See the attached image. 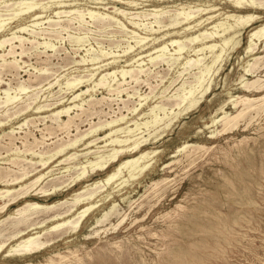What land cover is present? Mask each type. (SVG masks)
<instances>
[{
  "label": "rangeland",
  "instance_id": "1",
  "mask_svg": "<svg viewBox=\"0 0 264 264\" xmlns=\"http://www.w3.org/2000/svg\"><path fill=\"white\" fill-rule=\"evenodd\" d=\"M3 1L0 42H9L0 45V63L4 55L6 59L0 64V190L4 191L0 203L21 183L29 184L40 175L31 189L51 191L55 186L59 191L45 197L30 189L25 198L20 194L1 209L0 264H5L2 250L37 238L46 226L60 228L62 235L35 248L30 258L15 256L7 263L264 264V99L256 100L258 106L239 117L231 129L213 133L221 122L205 126L216 110V116L223 114L220 106L231 114L242 107L240 102L233 106L230 96L264 93V87L243 85L256 77L255 84L264 82V63H260L264 39L256 40L252 53H245L250 32L264 22V0H241L245 4L239 11L233 0H200L203 7L198 0H54L46 9L39 7L46 0H31L32 5L13 11L16 15L9 14L17 0ZM156 6L167 13L155 14ZM177 11L193 15L187 19ZM248 12L258 18L241 29L237 44L227 48ZM18 36L22 46L8 54L9 44L19 43ZM224 48L220 63L225 64L219 63L212 74L216 54L210 50ZM14 56L15 64L8 66ZM255 56L259 58L253 60ZM199 58L205 71L202 78ZM248 62H255L257 69L247 75ZM133 69L138 73L136 81L129 76ZM123 79L128 96L125 91L109 94L101 84ZM197 80L209 81L211 90L194 111L176 117L178 105L170 109L171 104L183 95L194 98L202 87L191 86ZM101 96L95 107L87 104L89 98ZM60 108H68L71 115L77 111L80 117L62 128L56 118ZM156 116L160 121L154 123ZM164 128L170 129L147 144L160 150L153 169L137 176L138 182L130 187L112 188L120 157ZM78 133L81 139L73 140ZM186 141L193 147L173 156ZM67 142L59 154L49 156ZM116 149L126 152L116 158L113 153L104 156ZM64 155L73 158L59 163ZM23 172H27L24 177ZM83 172L90 174L89 179L80 178ZM120 175H128L127 166L121 167ZM97 179L116 180L92 195L84 194L73 205V193L86 192L83 186ZM24 199L39 208L57 203L61 213L51 219L50 213L35 207L26 212V219L15 213ZM112 204L115 207L109 211ZM106 210L110 215L100 223ZM93 224L98 226L92 229Z\"/></svg>",
  "mask_w": 264,
  "mask_h": 264
},
{
  "label": "bare ground",
  "instance_id": "2",
  "mask_svg": "<svg viewBox=\"0 0 264 264\" xmlns=\"http://www.w3.org/2000/svg\"><path fill=\"white\" fill-rule=\"evenodd\" d=\"M5 1H7L8 3L10 2V0H4L3 1V3L5 2ZM58 1V0H57ZM57 1H54L53 0V2H52V0L51 1H48V0H46V1H44V2H41L40 4H39V7L41 6L42 7V9H46L47 7H49L52 3H56ZM134 1V0H133ZM132 0L130 1L131 3L133 2ZM151 1V0H150ZM200 0H198V3L200 4L199 6H201V7H203L202 6V2L200 1ZM241 1V0H240ZM239 0H233V4H234V7L235 8H237L236 9V11L238 10L239 11V9L238 8H240V7H242L243 6V4H245V2H240ZM59 2V1H58ZM62 2V1H61ZM143 2V1H142ZM149 2V1H148ZM195 3V2H194ZM249 5H254V3H252V2H247ZM12 4L14 5H12L13 7L11 8V6L9 5L8 6V8H11V13L9 14V15H16V13H14L13 11H15L18 7H21V6H30V5H32V1L31 0H17V1H14V2H12ZM197 3H195L194 5H196ZM260 4H262V3H260ZM184 7H185V5L184 4H182ZM258 5V4H257ZM181 6V5H180ZM197 6V5H196ZM256 6V5H255ZM254 6V7H255ZM157 7V6H156ZM155 7V8H156ZM160 7V6H159ZM159 7H157L158 9H159ZM174 7H175V5H174ZM190 7V6H189ZM253 7V6H252ZM2 8H3V6H2ZM6 8V7H5ZM161 8H162V6H161ZM177 8H178V6H177ZM181 8V7H180ZM183 8V7H182ZM186 8V7H185ZM191 8V7H190ZM193 8V7H192ZM207 9V8H206ZM163 11H161V9H159V10H157V12H154L155 14H158V13H162L163 12V14L165 13H167L165 10H164V8L162 9ZM185 10V9H184ZM155 11V10H154ZM240 11H241V9H240ZM175 12H176V10H175ZM179 14H181V15H184L186 18H187V16L188 15H193V13L192 12H180V11H177ZM14 13V14H13ZM223 14V13H222ZM232 14H234V13H231L230 15H232ZM247 17L245 18V19H243V21L240 23V25L239 26H237V29H235L234 31H233V33H232V39L230 40V42L228 43V45H227V48H230V47H232L233 45H235V44H237L238 43V37H239V33H240V31H241V29L245 26V25H251L253 22H255V20L258 18V16H256V14L255 13H253V12H248L247 13ZM188 19V18H187ZM233 30V29H232ZM191 36H193V35H191ZM253 36H256V39H255V37H253ZM261 37H262V39H264V22H262L259 26H257L254 30H252L251 32H250V34H249V37H248V43H247V45L245 46V53L247 54V53H252V51L254 50V47H255V44H257L256 43V40H261ZM18 38V44H15L14 45V43H13V45H11V44H9L10 45V47L8 48V50H7V53L8 54H10V53H13V48L15 47V46H17V45H19V46H22V42H23V39H21L20 38V36H18L17 37ZM13 39V38H12ZM5 40V39H4ZM7 40V39H6ZM5 40V42H3L2 40V42H0V45H3V44H5L6 42H9V41H6ZM192 40H194L193 38H192ZM264 43V42H263ZM195 48V47H194ZM227 48H224V49H221V50H219V51H213V50H210V53L211 52H214V54H216V55H214L213 56V60L215 61V64H214V66H213V68H211L210 70L212 71V74H213V72H215L214 71V69H215V67L221 62V61H223V55H224V53H225V51H226V49ZM15 52V51H14ZM20 52L22 53V49L20 50ZM163 54L164 53H160V56L162 55L163 56ZM199 54V53H198ZM197 54V55H198ZM248 55V54H247ZM259 56V55H258ZM258 56H255V57H252V59L253 60H256V59H258L259 57ZM5 57V55L3 56V58H2V62L0 63V64H6V63H4L5 61H6V59L4 58ZM160 58V57H159ZM260 58H263V56L261 55V57ZM16 59L17 58H15V56L12 58V60H8V66H9V64H11V63H13V64H15V62L14 61H16ZM197 63H198V65H199V71L201 72V74L198 76L199 78H202V75L204 74V70H203V67H202V65H203V62H202V59L201 58H199V59H197ZM247 61V60H246ZM257 62V61H256ZM260 62V61H259ZM260 63H264L263 61L262 62H260ZM13 64H11L12 66H13ZM225 64V62L224 63H220L219 65H224ZM256 65H258V64H256ZM264 65V64H263ZM7 66V65H6ZM12 66H10V68L12 67ZM247 67H245V73L248 75V74H250V73H252V72H254L255 71V69H257V68H255V69H253L254 68V66H255V62H248V64L246 65ZM15 67V66H14ZM257 67V66H256ZM7 68V67H6ZM253 69V70H252ZM259 69V68H258ZM127 70V69H126ZM129 70V69H128ZM125 71V70H124ZM198 71V72H199ZM210 71V72H211ZM209 72V73H210ZM125 73V72H124ZM137 71L135 70V69H133L131 72H130V79L131 80H133V81H136L137 80ZM264 74V73H263ZM208 75V74H207ZM206 75V76H207ZM201 76V77H200ZM114 77V76H113ZM113 77H112V79H113ZM122 77V76H121ZM124 77H125V74H124ZM34 78V77H33ZM35 78H37V77H35ZM106 78H108V76L106 77ZM211 78V77H210ZM91 79V78H90ZM95 79V78H94ZM94 79H92V81L94 80ZM115 79V78H114ZM205 79V78H204ZM242 79V78H241ZM240 79V80H241ZM89 80V79H88ZM108 80V79H107ZM116 80V79H115ZM211 80V79H210ZM95 81H96V79H95ZM200 80H197L196 82H193L192 84H191V86L192 87H196V85H199V82ZM97 82H99V81H97ZM106 82V81H105ZM123 82H124V79H123V81H119V82H114V81H109V82H106V83H102L101 82V84L102 85H104L106 88H107V92L110 94V93H115L117 96L118 95H120L119 93H121L122 91H125L126 90V88H122V84H123ZM187 82V81H186ZM209 82V81H208ZM205 82L204 84H203V82L202 83H200L201 85H202V87L199 89V91H198V93L196 94V96L194 97V98H190V99H186V97H185V95H183V97H181V99H179V100H177L176 102H174L173 104H171V108L170 109H172V107H173V105L174 104H177L178 105V108H177V111L176 112H174V115L176 116V117H182V116H185V115H188L189 113H191L192 111H194V109L196 108V107H198L199 106V102L200 101H202V99L206 96V94L211 90V83L209 82ZM257 82H259V78L258 77H256L255 79H252V80H246V81H244L243 82V85L246 87V88H248V87H250V86H252V85H255V87L256 88H262V87H264V82L263 83H258V84H255V83H257ZM93 83H94V81H93ZM183 83H185V81H183ZM98 84H100V83H98ZM242 84V83H241ZM94 85V84H93ZM96 85V84H95ZM94 85V86H95ZM97 86V85H96ZM90 87V86H89ZM200 87V86H199ZM128 88H129V86H128ZM150 88V87H149ZM87 90H89L88 89V87H87ZM126 92V94H127V96H128V92L127 91H125ZM81 94V93H80ZM144 96V95H143ZM104 98V96H101V97H95V98H89L88 100H87V104H89L90 105V103H92V105H94V107H95V105L96 104H94V103H96V102H99L100 103V100H102ZM139 99H140V97H138ZM264 99V93L262 94V95H259V96H257V97H249V96H246V95H237V96H230V98H229V100L231 101V104H233V106H236V104H238V102H240L241 104H242V107L241 108H239V110H237V112L236 113H234V114H231V113H228L227 111H224L223 110V105L222 106H220L219 107V109H221L222 110V112H223V114L221 115V116H216V111L213 113V114H211V116H210V123H206L205 124V126L206 127H209V126H212V125H216L217 123H219V122H221V128L220 129H217V128H212L213 129V133H218V132H221V131H224V130H227V129H231V128H233L236 124H237V121H238V118L239 117H241L242 118V115L245 113V112H247V111H249V110H251L252 108H256L257 106H258V104L257 103H255V101L256 100H263ZM85 100V99H84ZM229 100H226V101H229ZM86 101V100H85ZM262 103V102H261ZM98 104V103H97ZM28 106V105H27ZM27 106L25 107V108H27ZM232 106V107H233ZM63 107V106H62ZM84 107V106H83ZM82 107V105L80 106V109H81V111H80V113L82 112V111H84L85 110V108H83ZM176 107V106H175ZM260 107H262L261 105H260ZM79 109V110H80ZM92 109V108H91ZM88 110V109H87ZM262 110V109H261ZM172 113V112H171ZM82 114V113H81ZM51 115V114H50ZM64 115H66L67 116V118L66 119H61V117L62 116H64ZM79 115V113L76 111L73 115H71V111H69V109L68 108H60L59 110H57L56 111V118H59L60 119V122H56L57 123V125L58 126H62V128L63 127H67V126H69L70 125V123L72 122V120H74V117L76 116H78ZM246 116V115H245ZM79 117H80V115H79ZM158 116H156L155 117V119H154V123H156L157 121H160L159 119H156ZM54 118V117H53ZM64 118V117H63ZM170 123V122H169ZM172 123V122H171ZM44 126H47V125H44ZM57 126V127H58ZM167 126H168V123H167ZM52 127V126H51ZM56 127V126H55ZM165 127V126H164ZM49 129V128H48ZM56 129V128H55ZM170 129V128H169ZM169 129H167V128H164V129H162V130H160L158 133H153V134H155V135H153V136H150V137H147L146 138V140L145 141H147V143H144L143 145H141V146H139L138 147V145H133V146H131V147H129V150L128 151H133L130 155H123V153L124 152H126V151H123V149H116V150H111V151H105V154H104V156H106V155H110V154H114L113 155V158H116V157H118V156H120V155H123L122 157H120V159H119V164L115 167V169H116V176L118 177L117 178V183L116 184H114L115 183V180H113L114 182H112V181H105V182H103V183H101L100 182V179H97V180H95V181H92V182H90V183H87V184H85L84 186H83V188H85L86 190V192H74L73 193V197L71 198V201H73V205H77V203L78 202H80L81 201V199H82V196L84 195V194H86V193H90L91 195L92 194H94V193H96L97 191H99V190H102V189H104L105 187H106V184L107 183H109L110 185H112V184H114L113 186H112V188L113 187H116V186H121V187H123V186H125V185H127V186H131L132 184H133V182L134 181H137L138 182V180H139V177H137V176H139V175H141L142 173H146L147 171H149V170H151V169H153V165H154V163L156 162V156L158 155V153L160 152V150L158 149V148H153V147H148L147 146V144H149V143H153V142H155L156 140H157V138H159L163 133H165L166 131H168ZM198 130H200V129H198ZM209 130H211V129H209ZM50 132V131H49ZM79 135H80V133H78ZM111 134V133H110ZM9 135V134H8ZM11 135V134H10ZM9 135V136H10ZM77 135V134H76ZM75 135V136H76ZM151 135V134H150ZM103 136V135H102ZM107 136V135H106ZM42 137V136H41ZM81 137H82V134L80 135V136H78V137H76V138H74L73 140H75V139H77V140H79V139H81ZM105 137V136H104ZM98 139H100L101 140V138H98ZM35 140V142H36V139H34ZM38 140V139H37ZM72 140V141H73ZM105 140V139H104ZM10 141V140H9ZM39 141L40 140H38V143H39ZM97 141H99V140H97ZM102 141H103V139H102ZM34 142V141H33ZM71 142V141H70ZM70 142H67V143H65V144H62L61 146H59L58 148H56L53 152H51V153H49L50 155L49 156H54V155H56V154H59L62 150H64L65 149V147H67V145L70 143ZM91 142H92V140H91ZM94 142V141H93ZM96 142V141H95ZM103 142H105V141H103ZM42 143V142H41ZM196 145V144H195ZM95 147H96V145H95ZM103 147H104V145H103ZM106 147V146H105ZM188 147H193L192 146V144L191 143H188L187 141L186 142H183L181 145H178L177 147H176V149H175V151H174V153H173V156H176V155H178L179 153H181L182 151H185L186 150V148H188ZM197 147H203V145H197ZM96 148H98V147H96ZM99 149V148H98ZM26 150H28V149H26ZM53 150V149H52ZM191 150V149H190ZM127 151V152H128ZM197 151V150H196ZM68 152V151H67ZM72 153V152H71ZM64 154V153H63ZM172 155V154H171ZM186 155H188V154H186ZM102 156V155H101ZM73 158V156L72 155H64L61 159H59L58 160V162L59 163H61V162H67V161H70L71 159ZM12 159V158H11ZM17 159V158H16ZM14 159H12V161H13ZM50 160V159H49ZM192 160V159H191ZM52 161V160H51ZM178 161V160H177ZM14 162H15V160H14ZM13 162V163H14ZM50 163V162H49ZM262 163V162H261ZM55 164V163H54ZM42 165V164H41ZM45 165V164H44ZM164 165V164H163ZM45 166H47V165H45ZM44 166V167H45ZM122 166H127V171H128V175L126 176V177H123V176H121L120 175V173H121V167ZM261 166V165H260ZM162 167V166H161ZM262 167V166H261ZM5 168V167H4ZM1 169V168H0ZM30 170V169H29ZM4 171H5V169H4ZM25 171V170H24ZM51 171V170H50ZM50 171H48V172H50ZM48 172H45V173H48ZM2 174H3V172H2ZM27 174V172H23L22 173V177H24L25 175ZM44 174V173H43ZM92 174V173H91ZM46 175V174H45ZM89 175L90 174H88L87 172H83V173H81L80 174V178H82V179H89ZM1 176V175H0ZM44 176V175H43ZM40 177H42V175H40V176H38V177H35L32 181H30L29 182V184H24L23 186H21V184H20V192H18L19 191V189L16 191V193H14V194H10V195H8L7 196V198H5V200H3L2 201V203H0V211H2L1 209H3L4 207H6L7 205H12L13 204V202H14V200H17L16 198H18V196L20 195V194H24V198H25V196H26V194H27V191H29L34 185H35V183H37V181L39 180V178ZM14 180H16L17 182H19V181H21V180H17V178H15ZM162 181H163V178H162ZM72 182V181H71ZM71 182H69L68 184H70ZM100 182V183H99ZM159 182H161V179H160V181H153V183L152 184H154V185H157ZM9 183V182H8ZM12 183H13V180H12ZM151 183V182H150ZM67 184V185H68ZM6 185V184H5ZM9 185V184H8ZM149 185V184H148ZM154 185H153V187H154ZM2 189V188H1ZM8 189V188H7ZM11 189V188H10ZM52 190L51 191H49L50 189H46V188H44V187H39V188H37V187H35V188H33V189H31V190H35L36 192L35 193H40V194H42L43 196L45 195V197H47L46 195H49V194H51V193H55V192H58L59 190H58V188H56L55 186H52V188H51ZM9 190V189H8ZM106 190V189H105ZM4 191H2V190H0V194L1 193H3ZM109 192V191H108ZM107 192V193H108ZM149 192V191H148ZM150 193V192H149ZM148 193V194H149ZM157 193V192H156ZM159 193H160V191H159ZM111 194V192H109L108 194H107V196H109ZM147 194V193H146ZM153 194V193H152ZM3 195H4V193H3ZM141 195V194H140ZM113 197L114 196H112V199H111V201H114V199H113ZM139 197V196H138ZM151 197H154L153 195L151 196ZM150 197V198H151ZM143 198V197H142ZM150 198H147L146 200H148V199H150ZM133 199V198H132ZM24 201H25V204L24 205H22L21 207H18L16 210H15V213H17L18 215H22L24 218H26L27 219V215H26V212L28 211V210H30V209H35V207H37L38 209H40V210H38V212H48V213H50L49 214V218H51V219H53L55 216H58V215H60V213L61 212H59L58 210L59 209H56V207H58V205H57V203L56 204H51L50 205V203H47V204H44V206H43V208H39L38 206H36L35 204H33V200H30V199H24ZM70 201V202H71ZM15 202H17V201H15ZM60 202H61V200H60ZM130 202V201H129ZM149 202V201H148ZM62 203V202H61ZM114 203V202H113ZM143 203V202H142ZM145 203V202H144ZM58 204H60L59 203V201H58ZM71 204V203H70ZM108 204V203H107ZM131 204V203H130ZM129 204V205H130ZM135 204V203H134ZM57 205V206H56ZM93 206V205H92ZM138 206V205H137ZM115 207V205L114 204H112L110 207H109V211L110 210H113V208ZM129 207V206H128ZM138 207H141V206H138ZM60 208V207H59ZM44 210H46V211H44ZM71 210V209H70ZM77 210V209H76ZM123 211V210H122ZM56 212H58V213H56ZM128 212V211H127ZM126 212V213H127ZM66 213V212H65ZM107 213H109V212H107V210H106V213L105 214H103V215H106ZM111 213V212H110ZM116 213V212H115ZM125 213V215H127ZM62 215V214H61ZM72 216H75V213H72L71 214ZM108 215V214H107ZM105 216V217H103L102 216V214H101V216L103 217V219H101L100 220V223L104 220V219H106L108 216ZM117 215H118V212H117ZM125 217V216H124ZM123 220V217L120 219V221H122ZM119 221V222H120ZM135 221V220H134ZM99 223V224H100ZM118 223V222H117ZM115 225H117V224H115ZM98 226V224H93V227H92V229H94L95 227H97ZM118 226V225H117ZM91 228V227H90ZM108 228V227H107ZM79 229V228H78ZM77 229V230H78ZM102 229V228H101ZM42 230H43V232H42V234H39L38 235V237L37 238H35V239H31V240H29V241H26V242H21V243H16V244H13V245H11L10 247H8L7 249H5V250H2V252L4 253V255H3V258H4V262H5V264H9V263H7V262H10L11 261V258H13V257H15V256H18L19 258H23V259H26V258H30L31 256H33V255H30L31 253H33V250H35V248H41V247H43L45 244H47V243H52V242H54V236H57V235H62L61 233H58V232H60V228H52V229H50L48 226H46V227H42ZM97 231H99V230H97V229H95V232H97ZM116 245V244H115ZM117 245H118V243H117ZM2 246V244H0V247ZM69 250V249H68ZM74 252H75V250H74ZM1 254V253H0ZM54 254V253H53ZM59 255L60 256V258H64V256L65 255H60V253H55V255ZM74 255V254H73ZM77 255V254H76ZM75 256V255H74ZM67 258V257H66ZM65 258V259H66ZM77 258V257H76ZM78 259V258H77ZM53 259H52V257L50 256L49 257V261H52ZM69 260V259H68ZM64 261V260H63ZM254 261V260H253ZM27 264H33V263H31V262H28ZM53 264V263H52Z\"/></svg>",
  "mask_w": 264,
  "mask_h": 264
}]
</instances>
